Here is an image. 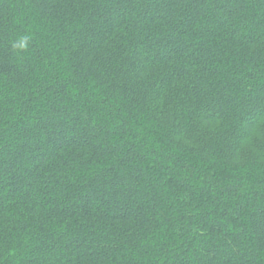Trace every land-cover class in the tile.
<instances>
[{"label":"trees","instance_id":"16d2710c","mask_svg":"<svg viewBox=\"0 0 264 264\" xmlns=\"http://www.w3.org/2000/svg\"><path fill=\"white\" fill-rule=\"evenodd\" d=\"M0 264H264V0H0Z\"/></svg>","mask_w":264,"mask_h":264},{"label":"clouds","instance_id":"9594fccd","mask_svg":"<svg viewBox=\"0 0 264 264\" xmlns=\"http://www.w3.org/2000/svg\"><path fill=\"white\" fill-rule=\"evenodd\" d=\"M29 45V37L24 36H18L15 40V42L12 44L13 50L19 54L22 50H25L28 48Z\"/></svg>","mask_w":264,"mask_h":264}]
</instances>
